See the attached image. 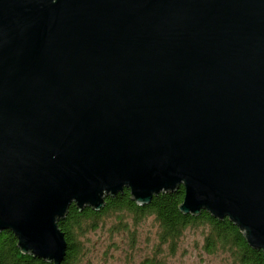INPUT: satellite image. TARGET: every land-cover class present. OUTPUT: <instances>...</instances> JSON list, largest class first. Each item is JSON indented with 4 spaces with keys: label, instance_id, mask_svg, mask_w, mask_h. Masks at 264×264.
I'll use <instances>...</instances> for the list:
<instances>
[{
    "label": "water",
    "instance_id": "1",
    "mask_svg": "<svg viewBox=\"0 0 264 264\" xmlns=\"http://www.w3.org/2000/svg\"><path fill=\"white\" fill-rule=\"evenodd\" d=\"M183 184L264 255V0H0V229L59 264L57 220Z\"/></svg>",
    "mask_w": 264,
    "mask_h": 264
},
{
    "label": "trees",
    "instance_id": "2",
    "mask_svg": "<svg viewBox=\"0 0 264 264\" xmlns=\"http://www.w3.org/2000/svg\"><path fill=\"white\" fill-rule=\"evenodd\" d=\"M183 195L184 186L180 183L174 190L153 194L151 200L143 204L135 202L128 187L115 195H106L100 209L89 205L79 209L71 202L65 215L57 220L67 242L65 256L59 264H75L83 252L80 237L110 217L114 218L113 231L128 230L131 236L139 222L151 219L156 227L157 241L154 257L143 261L149 264H164L157 254L163 251V246L168 254L175 253L187 228L200 229L202 249L209 254L226 253L229 264H264L262 250L249 245L243 232L227 216L217 218L203 208L195 214L182 212L178 205ZM16 242L12 230L0 229V264H54L30 253H22Z\"/></svg>",
    "mask_w": 264,
    "mask_h": 264
},
{
    "label": "rangeland",
    "instance_id": "3",
    "mask_svg": "<svg viewBox=\"0 0 264 264\" xmlns=\"http://www.w3.org/2000/svg\"><path fill=\"white\" fill-rule=\"evenodd\" d=\"M114 218H106L98 227L81 236L83 252L75 264H149L145 258L154 257L156 227L150 218L136 226L134 235L128 230L111 229ZM200 229L187 228L173 254L163 251L157 257L164 264H229L226 253H206L202 249Z\"/></svg>",
    "mask_w": 264,
    "mask_h": 264
}]
</instances>
